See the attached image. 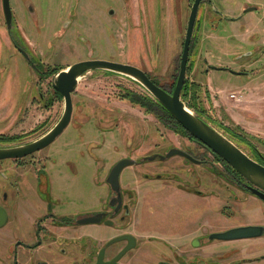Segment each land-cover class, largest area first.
<instances>
[{
  "label": "rangeland",
  "instance_id": "374dc122",
  "mask_svg": "<svg viewBox=\"0 0 264 264\" xmlns=\"http://www.w3.org/2000/svg\"><path fill=\"white\" fill-rule=\"evenodd\" d=\"M194 1L81 0L79 8L77 0H11L16 20L8 30L0 0V147L43 137L56 126L65 110L64 99L53 88V76L40 77L20 48L40 63L44 71L87 58H101L142 67L167 90H172L179 75ZM210 1L203 0L194 30L187 74L189 99L196 97L204 110L212 111L213 121L228 123L234 127L233 132L235 127L243 126V133L255 138V143L256 139L264 143V45L244 42L247 38L258 42L260 37L254 35L255 30L225 20L227 15L221 5L212 2L209 7ZM238 2L242 9L254 4L262 6L260 15L264 16V0ZM30 4L34 9L31 16L27 14ZM110 7L114 15L109 14ZM142 9L153 15L150 21L143 19ZM215 10L224 13L223 19L216 16ZM149 24L153 29H147ZM135 25L139 28L133 29ZM260 28L258 32L262 33L264 27ZM209 65L251 75L238 76L222 70L206 72ZM127 94L133 97L128 98ZM234 94L242 97L238 100ZM147 96L154 98L138 81L123 74L94 70L81 77L73 95L71 124L55 143L36 155L38 159L47 158L48 171L54 170L53 185L48 191L51 203L81 211L103 197L108 173L105 171L115 162L128 156L139 159L154 152L164 154L169 149L166 145L181 144V133L157 112L133 102L139 98L143 101ZM155 160L143 170H154L163 162ZM9 161H3L7 169L12 168ZM217 167L221 169L219 164ZM173 168L175 163L159 167ZM131 169H126L125 174ZM12 176L3 170L0 180L6 184V179ZM22 180L20 187L32 202L34 193L28 190L26 178ZM226 184L223 182V186ZM41 197L46 194L41 193ZM236 206L240 210L236 220L223 222V226L264 224L261 199L250 196ZM215 227L220 231L222 225ZM218 246L219 249L239 246L242 255L257 257L264 254V237Z\"/></svg>",
  "mask_w": 264,
  "mask_h": 264
},
{
  "label": "flooded vegetation",
  "instance_id": "af4514ba",
  "mask_svg": "<svg viewBox=\"0 0 264 264\" xmlns=\"http://www.w3.org/2000/svg\"><path fill=\"white\" fill-rule=\"evenodd\" d=\"M80 2L81 0H77L76 6L79 8ZM209 5L212 7V1ZM28 8L30 13L27 14H33L31 4ZM12 11L13 20H16L13 8ZM222 11L215 10L216 16L221 19L224 16ZM142 12L143 19L150 21L153 17L151 12L146 13L144 9ZM114 13V9L110 7L109 14ZM243 14L237 17L227 16L225 20L233 22L240 19ZM135 26L133 29L139 28ZM147 29H153L152 25L149 24ZM249 43L257 45L250 40ZM13 44L18 48L14 40ZM31 60L34 66L28 62L40 77L51 76L48 69L44 71L40 63L34 61L32 57ZM87 60L95 58L81 61ZM70 66L72 65L59 70H65ZM139 68L153 81L156 80L145 69ZM240 72L244 73L242 76L245 77L251 75L247 71ZM80 80L81 77L78 81ZM175 86L167 91L172 93ZM236 95L234 94V97ZM211 113L212 111L206 110L202 112L204 121L252 160L264 166V147H260L264 146V143L258 139L255 143V138L243 133L245 131L243 126L235 127L237 129L233 132L234 127L228 123L213 121L215 117ZM220 129L225 134L219 131ZM182 135L181 144L166 145L169 149L164 154L154 152L139 159L131 156L122 158L121 160L131 159L136 163L122 171L119 192L115 191L108 181L113 168L121 160L115 162L105 171L108 173L104 179L103 197L99 202L90 204L81 211L67 210L62 204L54 205L49 201L51 193L48 191L53 185L51 173L54 170L48 171L47 158L38 159L36 155L53 143L25 158L7 159L12 162L11 169L5 168L4 160H0V173L5 170L13 175L11 179H6L8 181L6 184L0 180V264H264V254L249 257L242 255L243 251L239 246L232 249L218 248L219 243L252 241L258 237L238 241L210 239L215 233L236 228L227 225L239 215L240 210L236 205L245 202L250 196L264 201L252 192V188L258 187L245 179L204 143L190 134ZM173 149L181 153L161 159ZM152 157L163 161L160 162V166H171L175 163L176 168L164 170L159 169L160 166L157 165L158 168L154 170H143L145 165L156 161L155 159L151 161ZM218 164L221 169L217 167ZM192 166H203L204 170L192 169ZM130 167L132 169L125 174V170ZM23 178H26L29 185L28 190L34 193L32 202L28 201V196L20 187ZM223 182L227 184L223 186ZM43 192L46 194L45 198L41 197ZM223 222H226L227 226H223ZM218 224L222 225L220 231L215 227ZM249 225L264 227V224L243 226ZM260 237H264V234Z\"/></svg>",
  "mask_w": 264,
  "mask_h": 264
},
{
  "label": "water",
  "instance_id": "95a60500",
  "mask_svg": "<svg viewBox=\"0 0 264 264\" xmlns=\"http://www.w3.org/2000/svg\"><path fill=\"white\" fill-rule=\"evenodd\" d=\"M202 1L203 0H195L192 6L184 41L183 54L181 57L180 73L175 89L172 93L168 92L160 85H157L144 70L131 64L99 59L78 62L67 69L60 71L53 80L54 90L58 92L65 101V110L60 121L46 135L32 143L19 147L0 149V160L25 158L54 143L71 124L74 113L73 93L78 88V79L84 74L94 70H106L133 78L143 85L192 137L208 146L211 150L221 156L230 166L237 170L245 179L254 186H257L258 188H252V192L264 200V166L252 160L228 138L223 136L206 121L189 110L185 102L181 99L187 77L191 44ZM256 9V7H249L245 12H252ZM3 10L8 30H11L13 27V11L10 0H3ZM20 51L24 54L27 61L34 66L29 54L22 49H20ZM209 70L228 71L238 76L244 74L230 68H219L212 65L208 66L207 71ZM180 153L181 151L173 149L167 154V156L161 157V159L164 160L171 158L173 155ZM154 159L155 157L150 158L151 161ZM135 163L136 161L131 159H123L113 168L108 181L115 191L119 192V178L122 171L126 167L134 165ZM263 234V226L249 225L215 233L210 236V239L238 241L257 238Z\"/></svg>",
  "mask_w": 264,
  "mask_h": 264
},
{
  "label": "trees",
  "instance_id": "16d2710c",
  "mask_svg": "<svg viewBox=\"0 0 264 264\" xmlns=\"http://www.w3.org/2000/svg\"><path fill=\"white\" fill-rule=\"evenodd\" d=\"M193 41V40H192ZM193 43V42H192ZM192 45V44H191ZM191 52V50H190ZM189 70V67H188ZM192 70V67L191 69ZM59 68L55 69L53 71L49 72V75L51 76H55L58 72H59ZM154 82L157 85H161L158 81L154 80ZM188 78L186 77V81H185V85L182 91V95H181V99L186 103V105L197 115L199 116L201 119L204 120L202 112L204 111V107L202 106L201 103H197L196 101V97H193L192 100L189 99L190 97V89L187 88L188 85ZM176 82L174 83L175 86ZM128 98L133 97V95L131 94H127L126 95ZM133 102H137L139 104H144V106L152 112H157L158 116H160L167 124H171V126L173 128L176 129V132L178 133H182V134H187L189 135V133L172 117V115L154 98H151L149 96H147L145 99L142 98L140 99H134Z\"/></svg>",
  "mask_w": 264,
  "mask_h": 264
},
{
  "label": "crops",
  "instance_id": "0c3cea01",
  "mask_svg": "<svg viewBox=\"0 0 264 264\" xmlns=\"http://www.w3.org/2000/svg\"><path fill=\"white\" fill-rule=\"evenodd\" d=\"M211 1L214 4L221 5L220 9L224 10L227 16L230 17L235 15L236 17L239 16L240 11L242 10V12L244 13L243 16L239 17L240 19L234 20L233 22H235V24H240V26L243 25L245 27H248V29H250L251 31L255 30L254 35L256 36L259 35L260 40L258 42H255L254 44H257V46L264 45V35L262 34L264 33V30L262 29V33L258 32V30L261 29L260 27H264V16L260 15L262 6L258 4H254L253 6L257 7L255 11L244 12L245 8L242 9V5L238 2V0H211ZM209 7L211 6L209 5ZM261 17H263V19ZM242 40H244V38ZM244 42L250 44L248 38ZM205 44H207V42H205Z\"/></svg>",
  "mask_w": 264,
  "mask_h": 264
},
{
  "label": "built area",
  "instance_id": "2783aa9c",
  "mask_svg": "<svg viewBox=\"0 0 264 264\" xmlns=\"http://www.w3.org/2000/svg\"><path fill=\"white\" fill-rule=\"evenodd\" d=\"M233 96H234V95H233ZM236 96H237V95H236ZM236 96H235V97H236ZM241 97H242V95H238L237 99L239 100Z\"/></svg>",
  "mask_w": 264,
  "mask_h": 264
}]
</instances>
